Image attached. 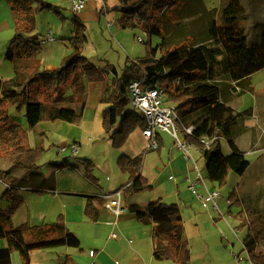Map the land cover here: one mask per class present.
<instances>
[{
  "label": "trees",
  "instance_id": "obj_1",
  "mask_svg": "<svg viewBox=\"0 0 264 264\" xmlns=\"http://www.w3.org/2000/svg\"><path fill=\"white\" fill-rule=\"evenodd\" d=\"M6 2L14 34L5 49L4 59H35L41 52L35 32L36 14L55 6L44 0ZM167 6V0H122L119 25L127 27L136 21L147 33L149 48L145 56L126 62L120 72L108 62L101 69L85 57L86 26L74 15L71 17L72 36L67 39L70 53L62 58L58 68L47 70L37 65H19L13 69L16 87L9 83L3 86L0 80V155L9 159L13 166L28 168L25 176L21 177L0 171V179L12 186L4 192L9 206L6 210L0 209V238L5 237L8 243L0 248V264H11L13 249L20 252L23 264H29V253L34 249L79 246L78 237L66 230L62 216L49 224H11L12 213L23 202L17 192L19 188L29 187L37 192L52 190L54 179L46 178L35 170L40 150L29 146L27 133L9 115L8 104L18 108L24 106L31 125L56 120L78 123L87 98L84 80L104 81L101 101L109 105L102 110V125L105 138L117 149L131 132L145 126L144 116L127 107L130 102L129 83L144 77L146 85L162 87L167 101L175 104L180 126L209 120L205 134L217 137L208 147L195 133L186 134L182 127L180 132L188 143L199 149L210 181L222 185L230 170L242 175L247 169L249 162L233 138L234 127L245 111L235 112L221 99V82H240L264 68V0H223L219 9L212 10L218 14L210 18L206 39L198 45H173L167 40L160 20L154 17L155 7L164 9ZM152 35L161 38L155 47L150 45ZM222 138L229 148L227 153L222 151ZM157 143L155 151L162 148L159 137ZM116 163L121 172L128 174V180L138 177L139 185L133 186L131 191L150 187L140 173L139 155L122 153ZM215 168L217 171L214 173ZM243 195L238 197L233 191L229 196L234 203L238 204V199L245 203L248 232L242 244L252 264H264V252L257 250L260 237H264V209L257 203L258 194L257 197L250 193ZM129 209L138 221L155 223L152 231L155 259L171 264H190V250L177 204L156 199L146 208L130 204ZM84 212L90 219H96L98 206L93 197L87 199Z\"/></svg>",
  "mask_w": 264,
  "mask_h": 264
},
{
  "label": "rangeland",
  "instance_id": "obj_2",
  "mask_svg": "<svg viewBox=\"0 0 264 264\" xmlns=\"http://www.w3.org/2000/svg\"><path fill=\"white\" fill-rule=\"evenodd\" d=\"M168 1L169 6L164 9L158 7L154 9L155 20H160L164 36L173 45H198L206 39L205 33L210 18L216 17L218 14L216 11L212 12V10L219 9L223 0ZM203 4L209 7L210 10H207ZM54 6V9H45L36 14V16L38 15L36 28L38 34L40 33L44 37L47 34L46 32L51 29L55 39L42 46H54L56 50L61 48L65 52V56L70 53L67 41L66 45H64V37L70 32L68 22L71 19L70 17H73V13L70 10L71 3L65 1L58 5L54 4ZM121 6L116 10L115 7L112 8L110 1L108 2V18L105 17V12H102L99 18L84 21L88 37L83 49V53L84 51L86 52L84 54L85 57L90 60L94 59L98 63L103 64V66L108 62L118 72L121 71L126 62L145 56L149 48L147 45V33L136 21L133 25L127 27L119 25L122 15ZM107 20L110 21V25ZM13 34V20L8 4L6 0H0V80L3 86L9 83L11 87H16L13 64L11 61L4 59L5 49L12 40ZM138 37L144 40L142 42L138 41ZM160 42L161 38L159 36L152 35L150 37L151 46L155 47ZM37 58H40V54ZM60 63L57 57H51L48 61V70L58 68ZM37 66L43 69L42 66ZM111 75L113 74L111 73ZM250 84L254 86L256 93L251 90ZM221 86V99L227 97L232 100L235 108L239 111L253 106L256 109V114H259L258 111L261 110V107H259L260 98L264 96V68L251 74L249 79L246 78L240 82L222 81ZM68 93H70V90ZM165 103L174 104L169 101ZM127 107L132 109L130 102ZM7 110L12 117L17 119L18 123L26 127L31 141L29 146L34 150H40L39 156L35 161V170L46 178L52 177L54 179V188L57 190L51 192V189H44L37 192L19 189L17 191L18 195L24 199L11 215V224L13 226L22 223L34 225L46 222L45 224H47L53 221L55 215L59 213V216L63 215L62 219L65 221L63 213L66 211L67 227L75 232L85 229L86 225L81 220L84 218L90 219L84 212L89 196L85 198L82 209L80 206L76 209V207H71L75 205L69 204L64 197H59L60 195L58 194L71 191L83 193L93 188L94 193H100L94 194L99 197L104 192H112L120 188L122 183H125L126 179L128 180L126 173L121 172L116 163L117 157L122 153L139 154L141 158L140 173L152 185L151 188L139 191L127 190L122 193L120 197L122 206L124 201L143 204L151 195H155L158 198V192L160 191L164 195L176 193L174 189L175 183L172 180L162 182L159 185L155 183L158 171L156 168L158 152L148 149V141L142 135L141 129L131 132L125 143L116 149L105 138L102 121L103 135L94 133L93 130L90 133L82 127L83 114L78 123L56 120L41 121L31 125L26 118V108L24 106L18 108L13 104H8ZM92 115V110L86 111L85 125L88 120H91ZM202 122L203 120L194 124L196 127H200L199 129L195 128L194 132L201 137L204 136L201 131ZM241 123H243V118L234 127V139L239 141V146L244 151H248L246 158L249 160V165L242 175L230 170L222 185H219L216 181L209 180L199 149L189 143L190 154L199 166L205 185L219 192L215 206L213 203H207L203 206L202 201L198 200L196 195L192 194L188 189V183L184 178L185 189L187 190L185 194L187 197L189 196L190 201L189 203L186 202V204L188 206L192 205V207L185 210L183 208L182 223L184 236L190 248L192 264H252L242 244L248 232L247 217L244 210L245 203L242 202V199H238V204L234 203L229 196L233 191L237 193L238 197H242L243 194H245L243 196H247L248 193H257L258 199L261 200L260 205L264 207V152L247 150L251 147H258L256 146L260 132L258 121L257 123L255 122L256 126H254L252 132H243L244 128ZM242 133V138L245 137V140L251 134L250 143L249 141H241L240 135ZM179 137H181L180 134ZM172 140L174 141L173 137ZM72 144L75 145L76 150L74 152H71ZM62 146L65 147L64 150L60 149ZM228 150L226 141L222 140V151L227 153ZM161 154L163 155L162 151ZM10 166L13 165L9 159L0 155V171H5ZM10 169L11 173L15 171L17 173L24 168L14 165ZM216 171L217 169L215 168L213 172L215 173ZM193 174L195 175V171H193ZM191 176L190 179L193 181L195 177ZM6 188V183L0 179V209L2 210H6L9 206L7 197H4ZM28 189L30 188L28 187ZM198 192L204 195L205 188L198 187ZM83 194L89 195V193ZM57 197L60 199L59 201H57ZM174 199V197H167V202L165 203H170ZM182 204L184 205V202ZM78 236L82 237V234ZM262 237H260L261 239L258 242L257 250L264 252V237ZM82 241L84 243L83 239ZM7 245V239L5 237L0 238V248ZM72 250H75V253L79 252L78 248L64 246L34 249L29 253V264H54L52 259L56 258L58 252L70 254ZM75 255L71 253L69 258H73ZM78 263H84L82 257L78 259ZM11 264H23L18 250H12Z\"/></svg>",
  "mask_w": 264,
  "mask_h": 264
},
{
  "label": "crops",
  "instance_id": "obj_3",
  "mask_svg": "<svg viewBox=\"0 0 264 264\" xmlns=\"http://www.w3.org/2000/svg\"><path fill=\"white\" fill-rule=\"evenodd\" d=\"M47 2L51 4L58 5L61 2L68 1L70 0H46ZM111 1V6L112 8L115 7L116 10L120 8L122 5V0H85V8L83 11H80L76 14H73V16H77L80 18L83 22L85 20H92L99 18L102 12H105V17L108 18V2ZM192 1V0H191ZM193 2V1H192ZM101 5V6H100ZM204 5V4H203ZM204 7L207 10H210L209 7L205 6ZM60 15V14H59ZM38 16V15H37ZM37 16L35 17V20L37 21ZM71 18V17H70ZM115 18H117L115 16ZM113 18V19H115ZM116 20V19H115ZM117 21V20H116ZM107 23L110 25V21L107 20ZM85 24V22H84ZM68 25L72 28V22L71 19L68 22ZM68 26V27H69ZM86 26V24H85ZM69 27L70 32L68 35L64 37L65 44L66 41L69 37L72 36V29ZM87 30V28H86ZM48 31H51L49 29ZM47 31V32H48ZM35 32L38 36V39L41 40L44 38V35H41L40 33L38 34L37 28L35 29ZM46 32V33H47ZM87 32V31H86ZM54 46H41V52H40V58L38 59H17L11 61L13 64V67L19 66V65H40L42 66L43 69H49V64L48 61L51 57L53 58H58V60H62L64 57L65 52L62 51L60 48L59 50L54 49ZM59 54V55H58ZM84 54L86 52L84 51ZM90 60V59H89ZM93 64H95L99 68H103V64L98 63L94 59L90 60ZM109 77V76H107ZM251 77H247L248 79ZM246 79V78H245ZM85 86H86V91H87V98H86V105L83 111V117L84 119L82 120V127L87 129L90 133L93 132L95 133H101L103 135L102 127H101V121H102V110L104 107H106L107 103H103L101 101V96L103 93V89L105 86L104 81H88L87 79L84 80ZM251 83V82H249ZM251 90H253L256 93V90L253 85H249ZM253 92V93H254ZM222 95V92H221ZM224 102L228 104L230 107L234 109L235 112H241L235 108V104L232 102V100H229L227 97H223ZM261 110L258 111V115L255 112V108L253 106L248 107L247 109H244V116H243V132H252L254 129V126H256V123L258 121L259 123V136H258V143L256 146L258 147H251L250 149L248 148L247 150L251 151H256L260 150L261 153L264 152V96H261L260 98V105ZM92 110L93 115L91 120H88L85 125V113L86 111ZM10 115V114H9ZM11 116V115H10ZM12 117V116H11ZM17 121L15 117H12ZM254 121H253V120ZM241 120V119H240ZM239 120V121H240ZM238 121V122H239ZM18 122V121H17ZM41 122V121H40ZM238 122L236 125H238ZM256 122V123H255ZM254 123V125H253ZM20 124V123H19ZM21 125V124H20ZM39 125V124H37ZM194 128H200L196 127V125L192 124ZM235 125V126H236ZM22 126V125H21ZM209 126V120L204 119L203 122L201 123V131L204 133V136L206 135V130ZM28 137V142L29 144L31 143L29 133L26 130V127L22 126ZM199 132V131H198ZM195 133V132H194ZM198 137L202 138L204 136H199V134L195 133ZM243 133L240 135L242 138ZM160 138L162 148L157 151L158 152V161L156 163V168H157V175L155 177V183L160 184L165 181H170L172 180L174 184V189L176 191L175 194H169V195H164L162 191L158 192V198L154 196H149V198L144 201L143 204L138 203V202H132V201H124L123 206L125 208V211L123 214L119 215L118 217H114L112 214H110L105 208L102 206V201L99 199L98 196L94 194H100V193H94L93 188H90L87 192L83 193H89L88 194H83V193H78L75 191L71 192H66V193H61L58 194L60 195L59 197H64L68 201L69 204L75 205L71 207H77L80 206L81 209L84 204V200L86 197H93V202L98 206V213L96 219H88L84 218L81 220V222L85 223L86 228L83 230H79L78 232L72 231L69 227H67V212L64 211V217L65 221L64 225L66 230L69 232L73 233L76 235L79 239V246L74 247L78 248L79 252L75 253V250H72L71 253L76 254L73 258H69L70 254H67V250L65 253L58 252L57 256L55 259H52V262L54 264H79L78 259L83 258L84 263L87 264L92 260V257L90 255V251H94L95 253V262L96 264H171L168 261L164 260H157L153 257V242H152V231H153V226L155 225L154 222L145 224L137 220L136 215L133 211L129 209L130 204H136L140 206L141 208H146L150 206V204L154 201V199H161L162 202H167L166 198L167 197H174V201L170 203H175L177 204L180 215L182 218V212L183 208L184 210L186 208L192 207V205H187L189 203V196L185 194V181L184 178L189 177L191 178L193 175V166L192 164L185 159L182 150H180L175 144L174 141L172 140V136L168 132H164L161 135L158 136ZM233 138H234V130H233ZM237 138V137H236ZM252 136L251 134L249 137H243L241 139L242 142H247L251 140ZM260 141V142H259ZM234 142L236 146L238 147L239 150L243 151L244 156L246 158V153L248 151H244L240 146H239V141L237 139H234ZM250 146V144H248ZM255 146V145H254ZM254 148V149H253ZM152 150V149H151ZM161 151L163 152V155L161 154ZM125 154V153H124ZM201 154V153H200ZM130 155V154H127ZM139 154H132L130 156H135ZM201 156V155H200ZM118 158V157H117ZM202 158V157H201ZM247 159V158H246ZM203 160V159H202ZM248 160V159H247ZM249 161V160H248ZM204 166V163H203ZM13 166H10V168ZM5 169V171H8L9 175L13 177H21L25 176L26 169L19 170L17 173L16 171L11 173V169ZM128 176V174H126ZM142 175V173H141ZM143 176V175H142ZM146 178V177H145ZM147 179V178H146ZM148 184L150 185L149 188L152 187L150 184L149 180L147 179ZM130 185V188H126L122 191L124 193L127 190L131 191V188L133 186L139 185V180L138 177L134 178L133 180H127L125 183H122L121 187H125L126 185ZM8 184H6L7 186ZM20 190H29V191H35V189H28V187H20ZM119 189V188H118ZM117 190V189H116ZM51 192L57 191L55 188L50 190ZM44 192V191H43ZM106 193V192H104ZM109 193V192H107ZM252 196L257 197L256 194L250 193ZM87 195V196H86ZM24 199V198H23ZM60 199L57 197V201ZM184 202V205L182 202ZM258 205L264 209L263 206H261V200L259 199L257 201ZM48 210V209H47ZM73 210V209H72ZM46 212V211H45ZM72 212V211H71ZM74 212V211H73ZM60 214V213H59ZM59 214L55 215L53 221L54 222L56 217L59 216ZM63 217V215L61 214ZM64 220V219H63ZM183 221V218H182ZM49 222V223H51ZM46 222L40 223V224H45ZM47 223V224H49ZM34 225H39V224H34ZM184 228V227H183ZM114 233L116 236L115 238L110 237V235ZM184 233V229H183ZM79 234H82V237L78 236ZM80 237V238H79ZM185 237V236H184ZM84 240V243L82 241ZM60 247V246H58ZM67 247V246H64ZM2 248V247H1ZM54 248V247H53ZM190 250V248H189ZM190 264H192V258H191V253H190Z\"/></svg>",
  "mask_w": 264,
  "mask_h": 264
},
{
  "label": "built area",
  "instance_id": "obj_4",
  "mask_svg": "<svg viewBox=\"0 0 264 264\" xmlns=\"http://www.w3.org/2000/svg\"><path fill=\"white\" fill-rule=\"evenodd\" d=\"M71 7L70 10L73 14L80 12L85 6V0H70ZM55 39L53 33L48 31L46 36L40 40L41 46L49 41ZM138 41H143V38L138 37ZM145 78L140 80H133L129 83L128 89L130 93V104L132 109L141 113L145 118V126L141 130L142 135L148 141V148L152 150L158 149L157 137L160 133L168 132L174 139L175 145L182 150L183 155L186 160L192 163L193 171H195V178L193 181L189 177L185 180L188 183V189L192 194L196 195L198 200L202 201L203 206L207 203H213L215 206V201L219 196V192L216 189H211L207 187L204 183L201 171L197 162L193 159L190 154L189 146L190 144L184 139L182 133L180 132V127L184 133L193 135L194 126H180L178 122V114L175 109L174 104H166L167 101L165 93L160 86H148L145 84ZM179 134L181 137H179ZM217 136H208L200 138V141L205 147H208ZM225 141V139L222 138ZM64 150L65 147L60 148ZM75 145L72 144L71 152H74ZM198 150V149H197ZM128 186V184L126 185ZM125 186V187H126ZM125 187H121L109 193H103L99 198L102 200V206L115 218L123 214L125 211L124 206L121 205V194ZM198 187L205 188V194L202 195L198 192ZM7 188H12L11 185H7ZM115 234L112 233L110 237L115 238ZM92 260L88 264H96L95 253L90 251Z\"/></svg>",
  "mask_w": 264,
  "mask_h": 264
}]
</instances>
